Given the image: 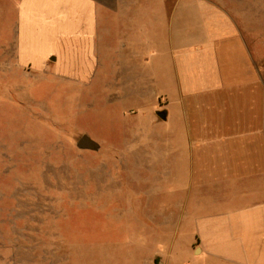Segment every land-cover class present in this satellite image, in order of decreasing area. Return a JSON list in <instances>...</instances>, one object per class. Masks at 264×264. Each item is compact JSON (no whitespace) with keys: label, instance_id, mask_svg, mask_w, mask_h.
Wrapping results in <instances>:
<instances>
[{"label":"crops","instance_id":"obj_1","mask_svg":"<svg viewBox=\"0 0 264 264\" xmlns=\"http://www.w3.org/2000/svg\"><path fill=\"white\" fill-rule=\"evenodd\" d=\"M166 1L0 0L4 68L106 80L162 123L157 264H264V0Z\"/></svg>","mask_w":264,"mask_h":264},{"label":"rangeland","instance_id":"obj_2","mask_svg":"<svg viewBox=\"0 0 264 264\" xmlns=\"http://www.w3.org/2000/svg\"><path fill=\"white\" fill-rule=\"evenodd\" d=\"M4 59L0 264H157L150 254L170 212L171 177L158 173L154 143L144 138L162 134V123L137 102L108 101L106 80L26 77ZM82 135L99 149L77 148Z\"/></svg>","mask_w":264,"mask_h":264},{"label":"water","instance_id":"obj_3","mask_svg":"<svg viewBox=\"0 0 264 264\" xmlns=\"http://www.w3.org/2000/svg\"><path fill=\"white\" fill-rule=\"evenodd\" d=\"M157 116L161 119H164V112L160 111L157 113ZM77 148L79 149H90V150H98L99 145L90 139L87 135H82L76 143Z\"/></svg>","mask_w":264,"mask_h":264}]
</instances>
